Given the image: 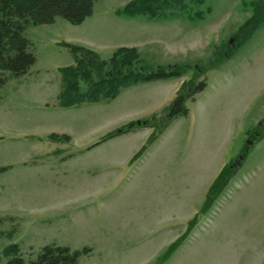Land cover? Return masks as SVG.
Wrapping results in <instances>:
<instances>
[{
	"label": "rangeland",
	"instance_id": "obj_1",
	"mask_svg": "<svg viewBox=\"0 0 264 264\" xmlns=\"http://www.w3.org/2000/svg\"><path fill=\"white\" fill-rule=\"evenodd\" d=\"M129 1L96 0L80 24L60 16L29 24L36 63L21 77L3 72L0 166L12 167L0 172V264L11 244L33 258L52 243L90 246L79 264H264V136L250 144L212 209L159 263L264 117V22L239 46L235 36L252 13L245 2L253 0H207L203 18L159 20L118 15ZM61 42L104 59L135 46L151 66L189 64L174 83L194 77L196 65H210L196 79L207 77V87L136 160L151 127L87 149L124 124L162 114L179 88L139 83L109 101L63 108L59 68L75 58ZM52 132L70 140L51 141Z\"/></svg>",
	"mask_w": 264,
	"mask_h": 264
},
{
	"label": "trees",
	"instance_id": "obj_2",
	"mask_svg": "<svg viewBox=\"0 0 264 264\" xmlns=\"http://www.w3.org/2000/svg\"><path fill=\"white\" fill-rule=\"evenodd\" d=\"M96 0H0V84L6 82L3 72L14 77H21L29 72L36 63L31 40L25 35L29 24L34 26L53 23L57 16L63 17L73 24L82 23L93 12ZM207 0H131L116 10L118 15L126 17H145L146 19H174L187 15L190 18H203V6ZM251 9V16L240 26L235 36L240 38L237 45L246 42L264 22V0L245 2ZM209 10V9H208ZM75 58L73 64L59 68L62 90L58 96V104L63 108L78 107L85 103H100L115 99L124 88L139 83L166 80L186 75L190 66L187 63L151 66L141 58L138 49L133 46H120L112 55L104 59L99 52L89 47L61 42ZM209 66H195L196 75L182 83L176 97L167 105L162 114L146 119L143 123L132 121L105 134L101 140L88 146L91 149L113 137L130 132L136 126L153 128L147 141L134 154L131 161L143 155L156 142L176 118L189 113L186 105L188 99L207 87V77L196 79ZM264 136V117L254 129L247 131V139L243 154L251 143ZM3 138L0 136V139ZM51 141H69V134L52 132L48 134ZM233 162L225 164L215 177L206 194L200 210L189 220L185 231L180 234L159 257V263L168 260L171 255L187 239L199 223L214 206L223 193L236 168ZM11 165L0 166V172L11 168ZM92 252L90 246L71 248L63 244H47L33 258H25L17 244H11L4 250L7 261L3 264H79L83 255Z\"/></svg>",
	"mask_w": 264,
	"mask_h": 264
},
{
	"label": "crops",
	"instance_id": "obj_3",
	"mask_svg": "<svg viewBox=\"0 0 264 264\" xmlns=\"http://www.w3.org/2000/svg\"><path fill=\"white\" fill-rule=\"evenodd\" d=\"M176 78H180V77H176ZM175 78H170V79H166V80H160L158 83H161L162 87L164 89L166 88H170V90H173L176 91L178 88H180V86L182 85V83L184 82V80L181 82H173Z\"/></svg>",
	"mask_w": 264,
	"mask_h": 264
},
{
	"label": "water",
	"instance_id": "obj_4",
	"mask_svg": "<svg viewBox=\"0 0 264 264\" xmlns=\"http://www.w3.org/2000/svg\"><path fill=\"white\" fill-rule=\"evenodd\" d=\"M138 124H141V121H138ZM248 150H249V148H246V153L248 152ZM246 153L245 154H242V155H240L236 160H235V162L233 163V167H237V166H239V165H241L242 164V160L244 159V157H245V155H246Z\"/></svg>",
	"mask_w": 264,
	"mask_h": 264
}]
</instances>
